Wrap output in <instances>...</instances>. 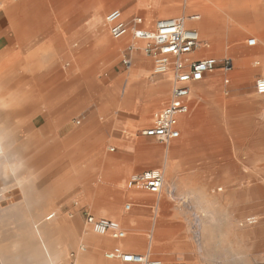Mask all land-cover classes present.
Listing matches in <instances>:
<instances>
[{"label":"crops","instance_id":"obj_1","mask_svg":"<svg viewBox=\"0 0 264 264\" xmlns=\"http://www.w3.org/2000/svg\"><path fill=\"white\" fill-rule=\"evenodd\" d=\"M14 2L0 0V116L14 117L13 133L0 120L7 153L0 181H14V211L0 210V235L9 223L18 238L8 246L0 238V264H136L106 257L116 247L186 264L234 260L221 233L227 216L195 189H221L230 171L241 186L242 173L257 171L243 158L258 154L250 125L264 108V94L244 75L255 56L264 60L245 45L250 24L236 35L218 33L224 24L214 4L222 9L227 0ZM115 9L130 25L142 17L140 27L150 30L159 19L183 17L201 34L190 59L233 61L230 71L217 67L192 84L190 109L165 146L142 131L170 103L174 72H158L147 42L131 30L112 36L105 18ZM119 46L129 65L117 61ZM99 49L112 50L103 67L95 64ZM151 169L165 176L159 193L128 188L132 175ZM87 214L117 221L125 237L95 232Z\"/></svg>","mask_w":264,"mask_h":264},{"label":"rangeland","instance_id":"obj_2","mask_svg":"<svg viewBox=\"0 0 264 264\" xmlns=\"http://www.w3.org/2000/svg\"><path fill=\"white\" fill-rule=\"evenodd\" d=\"M18 2H21V0H16L14 4H18ZM227 2L228 5L222 9L214 4L218 9V22L221 25L224 24V26L216 28L218 33L220 35L226 33L236 35L243 30L240 26L241 24H250V27L246 29L245 39L256 37L257 44L250 46L246 42L245 45L250 51L257 50V53L264 54V30H262L264 28V11L262 8L264 0H227ZM104 15L105 13H103V17ZM231 24L235 26L232 27L230 26ZM14 32L17 33L16 29L14 31L13 28ZM123 48L124 46H119L117 51H115V57L118 58L117 61L125 58L122 53ZM234 50L235 52L233 54L229 53V56L234 57L239 53V47H236ZM96 53L98 54V60L95 64L103 67L106 64L108 56L112 54V50L106 52L99 49ZM251 62L252 65H247L248 70H246L244 75H248L247 78L251 79L249 84L255 88L257 79L264 77V60L255 56ZM253 65H257L263 70L259 74L254 75L250 70V67H253ZM257 117V121L253 119L250 129L253 135L257 136L258 141L260 140V148L256 150L258 154L256 156L243 157L257 171L242 173V177L247 179L243 181L241 186H234L233 182L238 178L239 173L230 171L226 172L228 184L226 183L224 186L220 185L221 189L219 187L215 189H195L196 195H199L211 207L212 211L224 213L227 216V219L223 221L224 226L221 227L222 238L227 245L228 251H236V258L232 261H227V264H264V108L260 110ZM0 120L9 125L11 133L14 132V117L0 116ZM162 145L165 146L166 144L163 143ZM251 175L255 176L257 181L251 182ZM4 187H7V189L4 193L5 197L0 200V210L13 212L14 181H0V188ZM213 222L215 221L212 220ZM2 228L0 238L4 241L1 244L8 246L14 230L9 223ZM216 233H218V228L212 225L211 234L215 235ZM15 238H18V235L14 234ZM214 238L213 236V244Z\"/></svg>","mask_w":264,"mask_h":264},{"label":"built area","instance_id":"obj_3","mask_svg":"<svg viewBox=\"0 0 264 264\" xmlns=\"http://www.w3.org/2000/svg\"><path fill=\"white\" fill-rule=\"evenodd\" d=\"M105 20L114 38H121L131 30L135 39L145 40L147 42L145 51L154 54L158 72L165 73L170 69L173 70L170 103L157 111L152 125L142 131L146 136L168 143L176 135L179 116L190 109L188 99L192 84L202 80L206 73L217 67L230 71L233 67L232 59L215 57L190 59L188 55L199 46L201 35L197 29L188 28L183 17L159 19L155 30L140 27L143 22L142 17H136L131 25L126 23L122 20V12L119 9L110 11ZM256 42L255 37L248 39L249 45H255ZM123 63L129 65L130 60L125 57ZM255 88L258 93L264 94V77L257 79ZM164 179L162 170L151 169L132 175L127 181V186L130 189H145L152 193H159L164 185ZM53 216L52 213L47 218L50 219ZM86 220L99 234L109 233L116 239L124 238L126 235L115 220L96 218L92 214H87ZM106 257L136 264H186L174 260L151 259L148 255L124 252L119 247L106 253Z\"/></svg>","mask_w":264,"mask_h":264},{"label":"bare ground","instance_id":"obj_4","mask_svg":"<svg viewBox=\"0 0 264 264\" xmlns=\"http://www.w3.org/2000/svg\"><path fill=\"white\" fill-rule=\"evenodd\" d=\"M202 15V14H201ZM203 16V15H202ZM195 17H197V15L195 16ZM122 18H123V13H122ZM201 31L203 32V27L201 26ZM200 32V31H199ZM204 33V32H203ZM201 35V34H200ZM3 131V129H1L0 128V133ZM3 143V142H2ZM13 147V146H12ZM1 148V147H0ZM8 148V147H7ZM10 150V149H9ZM11 151H12V149H11ZM10 151V152H11ZM13 152V151H12ZM6 156H7V153H6V151L4 150V149H2V150H0V161L1 160H3V159H5L6 158ZM11 156V155H10ZM7 159V158H6ZM6 165V164H5ZM251 219V218H250ZM254 219V218H253ZM42 235V234H41ZM42 239V238H41ZM45 242V241H44Z\"/></svg>","mask_w":264,"mask_h":264}]
</instances>
